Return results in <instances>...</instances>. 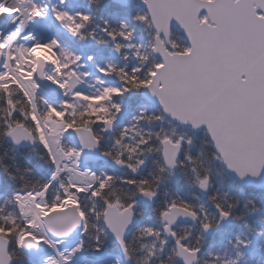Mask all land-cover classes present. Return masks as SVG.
<instances>
[{
	"label": "trees",
	"instance_id": "1",
	"mask_svg": "<svg viewBox=\"0 0 264 264\" xmlns=\"http://www.w3.org/2000/svg\"><path fill=\"white\" fill-rule=\"evenodd\" d=\"M73 15L77 23H81L77 12L87 14L90 19L83 22L79 33L72 35L59 33L55 40H60L70 50L71 56H79V63L88 71V79L79 78V85L73 92L84 93L88 97L96 88L95 96L103 93L105 88H128L122 95H113L94 103L96 109L106 108L107 115L114 119L110 131H103V122L97 121L90 125L92 132L98 136L101 153L110 151L112 157L126 161L123 169L114 166L115 160L105 156L106 161L91 162L90 168L96 176L102 178L103 173L114 177L113 182L104 192V198L122 204L135 201L133 212L136 220L131 231L124 239L126 252L123 256L125 264H181L176 254V242L179 240L188 248L199 249L200 255L196 264H233L239 252L254 256L261 264L264 262V190L251 186H243L238 180L229 176L221 160L212 148V144L204 130L194 132L190 127L180 126L165 118L160 109L146 102L140 95L143 88L132 87L126 84L116 72L101 73L98 68L111 64L116 69L133 74L132 70L139 69L136 76L143 78L148 68L160 59L154 55L151 45L154 43V30L149 22H142L134 17L141 11H146L137 2L126 6L112 0H55ZM126 27H121V24ZM171 39L177 44L184 45L185 36L171 25ZM107 29V31H106ZM131 31V39H124L117 35L115 39L108 35V31ZM134 37V38H133ZM85 40V41H84ZM133 41V42H132ZM132 43V44H131ZM136 43V44H135ZM113 44H119V54L111 53ZM139 46V47H138ZM117 48V47H116ZM140 55L147 57L141 61ZM91 56V59L88 57ZM0 87V225L5 228L16 225L14 232L7 235L9 240V253L11 264H32L16 245V235L26 228V222L20 217L15 193L28 190H39L49 182L53 164L45 147L37 140L31 146L14 147L5 135L9 126L19 121L27 127L34 136L36 132L32 119L28 115L31 105L24 92L16 83L5 84ZM64 92L63 98L56 103H51L41 96H36L35 105L41 118L51 104L57 109L67 101L73 107L65 110L64 119H80V113L88 108V101L80 100ZM9 101H12L9 104ZM119 104L120 111L112 105ZM143 110V113L141 112ZM99 115H105L100 112ZM144 116H160V119H141ZM56 119L55 117L52 118ZM95 120V117H92ZM191 137L190 144L184 143L177 165L173 170L163 166L160 144L155 133ZM123 133V134H122ZM148 138L147 144H140L141 138ZM120 143L117 144L116 141ZM64 148L78 149L68 138L63 141ZM127 145V148L125 147ZM134 148V152H129ZM103 155V154H102ZM186 157H191L188 159ZM135 171L128 164H136ZM164 170L161 171V168ZM138 169V170H137ZM195 169V171H193ZM137 170V171H136ZM197 174L207 175L209 183L204 192L196 182ZM139 182L142 179L150 181V186L155 192L153 203L138 201L136 187L126 183V180ZM61 181L65 184L64 178ZM97 181H94L95 187ZM92 189L77 194L80 207L87 214V231L81 233L83 248L86 251L99 249L115 251L110 235L104 230L102 217L97 218L95 213L105 207L104 200L92 196ZM62 197L55 183L50 184L46 191L47 201L54 197ZM172 200H183L197 212L195 222H179L172 227L176 233L175 239L168 238L164 233V225L160 220L161 210ZM216 204L227 210L229 221L223 225L219 223ZM202 222L209 223L208 230L202 228ZM145 227L154 231L148 233Z\"/></svg>",
	"mask_w": 264,
	"mask_h": 264
},
{
	"label": "snow or ice",
	"instance_id": "2",
	"mask_svg": "<svg viewBox=\"0 0 264 264\" xmlns=\"http://www.w3.org/2000/svg\"><path fill=\"white\" fill-rule=\"evenodd\" d=\"M143 2L147 6V14H140L134 18L149 22L155 27V43L151 45V48L153 52L161 54V60L153 63L143 78L134 74L139 71L135 68L131 75L123 72L122 69H116L111 64L98 70L104 74L116 72L126 84L149 89L159 100L163 112L180 123L190 125L192 128L204 126L217 157L238 176L243 177L246 173H251L253 176L259 175L261 169H264V0H143ZM202 9L203 12H201ZM12 11L13 9L8 8L0 0V13L10 14ZM53 14L57 20L67 21L64 26L73 34L79 33L83 22L90 19L87 14L77 12L75 16L81 21L77 23L73 15L66 11L54 10ZM40 16H43L42 9L33 5L29 18ZM173 18L184 30L187 41L184 45L168 39L171 33L170 22ZM121 27L126 25L122 22ZM160 32H163L165 39H161ZM108 35L113 39L117 35L124 39H131L132 33L113 30L108 31ZM12 38L14 39L15 36ZM165 40H167V46H165ZM7 46L6 42H0V49ZM56 46L58 42L52 39L43 44L36 42L32 48L25 51L35 53L43 60L56 64L58 72L60 68H67L68 65H61L58 58L51 52V49ZM116 47L119 49L120 45L117 44ZM88 58L91 59V56ZM79 59V56L73 55L71 62L74 63ZM140 59L144 61L147 57L140 55ZM4 75L7 74H0V79H3ZM27 75L28 78L31 77V73ZM45 78L61 89H71V84L67 80L62 82L55 75H48ZM0 87L6 88L7 85H0ZM21 87L23 90V86ZM31 87L34 88L36 85L32 84ZM126 91H128L127 87L123 89L108 87L101 95L94 97L73 92L74 97L89 102L88 108L80 113V119H64L65 110L73 107L67 101L62 103L60 109L49 104L43 119L56 118L54 122L57 127L53 133L45 134L44 128L40 125V118L35 111H32L28 115L33 121L37 136L34 137L31 131L19 121L16 122L15 127L9 126L8 134L17 143L21 139L38 138L47 150L50 161L56 166L57 171H60L62 169L59 167V156L65 159L78 158L83 148L92 149L99 146L100 138L92 132L91 124L100 121L110 126L113 122L114 116L107 115L106 108L96 109L93 104L111 99L113 95H122ZM28 94L25 91V95ZM11 103L12 101H9V104ZM112 107L117 112L120 111L119 104H113ZM33 108H35L34 104ZM100 112L105 115H99ZM141 112L143 113V110ZM93 116L95 120L92 119ZM138 118L153 120L161 117L141 115ZM69 129L75 131L80 138V149L64 148L60 144L62 133ZM155 135L161 146L164 167L169 169L176 165L183 144L192 142L191 137L186 138L182 135L176 138L160 132ZM150 138L142 137L139 143L147 144ZM116 143L119 144L120 141L117 140ZM125 147L127 148V145ZM128 151L134 152L135 149L129 148ZM102 154L112 157L110 151ZM112 158L118 165L126 163L118 156ZM186 158L191 159V157ZM77 162V159H72L73 164ZM142 163V160H137L135 165L128 164V167L135 171L136 166ZM65 167L68 166L65 165ZM69 171L78 177L88 176L97 181L95 187L91 184L87 185V188L92 189V196L104 200V209L97 211L95 215L97 218H103L106 227L123 245V233L131 222L135 201L122 204L118 199L111 201L104 198L105 190L114 180V177L108 173H103L101 178L90 169L79 171L76 168ZM56 174L57 172H53L52 178H55ZM50 182L43 184L39 191L28 192L23 196L16 194L19 203H32L36 211L33 220L26 221V228L18 234L17 244H23L26 238L33 244H38L40 241L50 243L44 234L27 231V228L35 227V220L41 216L45 217L44 223L47 224L48 230L56 236H65L81 225V231H87V214L80 207L76 196L77 192L86 190L85 186L80 182L62 184L61 187L65 193L63 197H56L50 204L37 203L36 197L45 195ZM196 182L200 188L205 189L209 183V177L197 174ZM126 183L135 185L136 191L149 199L155 195L147 179L139 182L129 179ZM216 208L221 218L230 215L219 204H216ZM179 215H187L195 219L198 214L183 200H172L168 203L161 210V216L168 222L164 225L165 230L174 237L176 233L168 226ZM201 226L204 230L211 227L206 222H202ZM15 229L14 223L9 228L0 225V239L6 238ZM144 231L152 233L154 230L145 227ZM177 245V255L181 256L186 264H190L198 249L188 248L179 240ZM82 246L83 242L71 249L67 256L63 253L58 255L67 264L71 255L79 251ZM96 249L99 251V244L96 245ZM47 264H57V261L49 258Z\"/></svg>",
	"mask_w": 264,
	"mask_h": 264
},
{
	"label": "water",
	"instance_id": "3",
	"mask_svg": "<svg viewBox=\"0 0 264 264\" xmlns=\"http://www.w3.org/2000/svg\"><path fill=\"white\" fill-rule=\"evenodd\" d=\"M112 1L116 2V3H119L121 5H124V6H126V5L129 6V4L133 3L134 1H137V3L140 4L141 7L144 8L146 13L148 12L147 6L143 2V0H112ZM203 11L204 10L202 9L201 12H203ZM149 19H151V17H149ZM171 25L175 26L185 36L183 28L179 25L178 22L175 21L174 18L170 22V28L172 27ZM151 27L153 28V30L155 32V35L153 36L154 37V43H155L156 29H155V27L152 24H151ZM36 30L39 33V35L42 37L43 41H49L52 38V34L49 32V29H48L47 19L45 17H39L37 25H36ZM159 35H160L161 39H165L163 32H160ZM168 39H171V33H170V36L168 37ZM165 46H167V40H165ZM111 53L113 55L117 56L119 54V49L114 48V49H112ZM153 53H154L155 56H157L161 60L162 57H161V54L159 52H153ZM46 67H47L46 61L43 60L41 57L37 56L35 58V67H34V70H33V73H32L33 74V79L35 81V84L40 89V93H42V95L48 101H50L51 103H56V102H59L62 99L63 93L62 92L59 93V90H58V87L56 86V84H53L50 80L45 78L46 75H45L44 72L46 71ZM73 81H75V83H73ZM76 81H77L76 75H71L68 78V83L71 84V89L69 90L67 88V91L69 93H71L74 90V88L77 86L78 82H76ZM140 95L146 102H149L151 104L156 105L160 109V111L162 112V114L164 115L165 118H168L170 121H172L173 123H175L177 125L190 127L191 130L194 131V132H198V131L204 130L205 133H206V136H208V138L210 139L209 134H208V132H207V130H206V128L204 126H200L199 128H192L190 125L182 124L179 121L171 118L167 113H164L163 110H162V107H161V105L159 103V100L149 91V89H147V88L141 89ZM32 109H33V106H32ZM31 112H32V110H31ZM15 126H16V124L13 127H15ZM103 126H104L103 131H105V133H107L108 131H110V129L112 127V124L110 126L104 124ZM26 129H28V128H26ZM66 133H67L66 136L69 138V140L72 143H75V145H77L78 148L80 149L81 148V141H80V138L78 137L77 133L75 131L71 130V129L67 130ZM5 136L7 137V140L14 147H17V148L23 147V145L24 146H31V145H33L35 143V139H31V140H29V139H21L17 143L8 134V132H7V135H5ZM212 148H213L214 152L216 153V150H215L213 144H212ZM181 150H182V148L179 151L178 157L181 154ZM99 151H100L99 146L95 147V148H92V149L83 148L81 153H80V158H81L82 163L86 167L89 168L90 167L89 166V162H96V161H99V160H106L105 156L102 155V153L99 152ZM161 156H162V153H161ZM178 159L179 158H177V160ZM176 165H177V163H176ZM176 165L174 167L170 168V169L167 168V167H165V168L168 169V170H172L173 168L176 167ZM114 166L117 169H122V168L125 167L124 164L123 165H118L115 162H114ZM143 166H144V163H142L140 165V167H143ZM223 166H224L226 172L228 173V175L232 176L233 178L238 180L243 186H251V187H253L255 189H261V190L264 189V169H261L259 175L253 176L251 173H246L243 177H241V176H238L234 171L228 169L224 164H223ZM0 181H1V177H0ZM201 191L203 192L204 190L201 189ZM155 197H156V195H154L152 198L149 199L148 197H145V196L141 195L140 193L137 194L138 201H143V202H147V203H153L154 200H155ZM133 208H134V205H133ZM215 210L219 214L218 209L215 208ZM132 213H133V209H132ZM228 217H226V218H221L220 217V224L223 225L224 223H226L228 221ZM160 218H161L160 219L161 222L164 225L168 223L167 220H165L162 216H160ZM197 218L198 217L193 219L191 216L179 215V216L176 217V219L173 221V223H171L168 227L170 229H172V227L175 224L179 223V222H188V223H190V222L196 221ZM42 219H43V227H44L45 231L47 232L48 236H51L54 239H57L58 237L59 238H64V237H78V238H80V235L82 233V231H81L82 225L77 227V228H75L72 232H70L69 234H67L65 236H56L52 232H50L48 230L47 224L44 223L45 217L42 216ZM135 220H136V217H135V215L133 213L132 214V218H131V222L127 225V227H126V229H125V231L123 233V245H122L121 242L119 240H117L116 236L106 227V225L104 223V220L102 218V225H103L105 231L112 238V240H113L112 243H114L116 250L115 251H107L106 253H104L103 251H100V252H97V253L95 252V254L99 255V254H103V253L104 254H110L111 253V254L117 255L121 259V261H122L121 263L125 264L124 263V259H123V256L125 255V252H126L124 239L127 236V234L131 231V229H132V227H133V225L135 223L134 222ZM164 233H165V235L168 238H170V240L171 239H175V237L172 236L169 231L165 230V227H164ZM18 234H17V236H18ZM17 245H18V248H20V250L24 253V255L29 259V261L32 264H38L40 259H42L44 257H47L50 254V249H49L48 245L46 243H44L43 241H40L38 244H33L32 242H30L29 239L26 238L23 244H17ZM8 247H9L8 238L0 239V249H2V251H0V264H11L12 263V258H10L11 256L9 254ZM177 248H178V245H177V242H176V254H177ZM199 255H200V250L198 249V252L195 254V258L191 260L190 264H196L197 261H198ZM177 257H178V260H179V262L181 264H186L185 260L181 256L177 255ZM88 258H90V257H88Z\"/></svg>",
	"mask_w": 264,
	"mask_h": 264
},
{
	"label": "bare ground",
	"instance_id": "4",
	"mask_svg": "<svg viewBox=\"0 0 264 264\" xmlns=\"http://www.w3.org/2000/svg\"><path fill=\"white\" fill-rule=\"evenodd\" d=\"M2 3L6 5L8 8L13 9V11L10 13L11 17L8 23L6 24L5 29L2 32H0L1 41L6 42L8 45L6 48H3L5 53V59H7L8 56L7 53H9L10 49L17 43L20 44V46L25 44L26 42L31 43L32 45L30 48H32L36 42H40L42 44L45 43L36 30V25L39 17L29 18L30 10L33 7V4H31L30 0H2ZM40 9H42L43 11V16L40 17H45L47 19L49 32L53 35L57 30V25L54 22H52V19H50L46 9L42 7ZM13 36H15L14 39L12 38ZM29 54L34 60L37 57L35 53H29ZM46 63H47V69L46 72L44 73L46 76H48L50 75L49 73L51 72V67H53L52 65L55 66V64H53L51 61H46ZM9 67L4 70H0V74H7L4 75L6 76L7 80L18 81L19 82L18 84L20 86H23L24 93L25 91H27L29 93L27 95L28 98L32 102H34L37 95L36 93L40 92V89L32 79V74L31 77L28 78L27 74L32 73V70L30 69L28 72H23L14 68L11 69V66ZM32 84H35L36 87L32 88L31 87ZM56 86L58 87L59 93L62 92L63 89H61L58 85ZM32 111H35L37 113L36 108H33ZM38 117L40 118V125L41 127L44 128L45 134L48 135L50 133H53V130L57 127L56 123L54 122L55 119L44 120L39 115ZM66 132L67 131L62 133L60 137V144L62 143V140L65 138L67 134ZM58 159H59V167L62 170L57 171V168L54 165L52 172L50 174V181L56 182L57 180H60L61 175L65 174L68 182L82 183V185L85 186L86 188L85 191L87 192L90 189L87 188V185L88 184L93 185L94 180L90 179L88 176L78 177L74 173L69 171V169H76V168H78L79 171H83L84 169H89L82 163L80 156L78 158L73 157L68 159H65L63 156H59ZM72 159H77L78 160L77 164H73ZM65 165H67L68 167L66 168ZM53 172H57L55 178H52ZM28 192H36V191L33 190ZM24 194L25 193H20L21 196H23ZM45 196H46V192L43 197L37 196L36 202L45 203ZM20 207H21L22 215L27 220H33L34 216L36 215L34 205L32 203H26V204H21ZM27 231L34 232L37 234H44L47 237V239L50 241V243L47 244L50 249L49 256L40 259L38 264H47L49 258H54L57 261V264H65V262L61 259L58 253H61L63 249L68 248L73 244H76L77 241L79 240L78 237H64V238L58 237L57 239H54L51 236H48L47 232L43 227L42 216L39 217V219L35 220V227L27 228ZM121 262H122L121 259L117 255L111 253L103 254L96 259H92V258H88L87 256L83 255L82 252H80L73 261L70 262L67 261V264H123Z\"/></svg>",
	"mask_w": 264,
	"mask_h": 264
},
{
	"label": "rangeland",
	"instance_id": "5",
	"mask_svg": "<svg viewBox=\"0 0 264 264\" xmlns=\"http://www.w3.org/2000/svg\"><path fill=\"white\" fill-rule=\"evenodd\" d=\"M30 2H31V4L35 5L38 8H41L42 7L44 9H46L47 12H48V15H49L50 19H52V22H55L56 23L57 30L53 34V37H55L57 34H59L61 32H63V33L70 32L64 26L65 23H67V21L57 20L56 17H55V15L53 14L54 13V10L66 11V9L63 8V7H61L59 4H57L55 2V0H30ZM138 14H141V11L140 10L138 11ZM10 17H11V15L9 13H6V12L0 13V32H2L5 29L6 24L8 23ZM69 34L75 35L72 32H70ZM53 37H52V39H53ZM52 39H50L49 41H51ZM56 41L58 42V46L52 48V51L51 52H53L54 55L58 58L59 63L61 65L67 64L68 67L67 68H60L59 71L57 72V70H56L57 69V65L56 64H55V66L52 65L53 67H51V72L49 74L50 75H55V76L58 75L57 76L58 79H60L63 82L65 80L68 81V78L71 75V73H75V75L78 78V85H79V78L80 77L81 78H84V79H88V81H90V80L92 81V79H90V78L87 77V76H89V73H88V71H85V69L83 68V66L79 63V60L75 61L74 63L71 62L72 56H71V53H70L69 48L67 46H65L63 43H61L60 40L56 39ZM0 42H2L1 41V38H0ZM44 42L46 43L48 41H44ZM31 45L32 44L31 43H28V42H26L25 44H23L21 46L18 43L15 44L10 49L9 53H7V55H8L7 56V59H5L4 50L3 49H0V70H4V69L8 68L9 66H11V69L14 68V69H17V70L23 71V72H28L31 69L32 70V73H33V70H34V67H35V60L31 57V55L29 54V52L25 51L26 49H29L31 47ZM116 45L117 44H113V47L116 48ZM46 69H47V67H46ZM32 79H33V74H32ZM8 83H16V82H13L11 80H7L6 76H4L3 79H0V85H5V84H8ZM16 84H18V83H16ZM21 90H22V88H21ZM65 90H66V88H64L62 90V93H64ZM95 90H96V88H94L92 90V93H91L92 96H95V94H96V91ZM36 94L38 96H41L39 94V92L36 93ZM41 97H43V96H41ZM35 135L37 136V133ZM66 137L67 136H65V138L62 140V142L66 140ZM36 139L41 144L40 140L38 138H36ZM61 177L64 178L65 184L61 181V178H60L59 181L57 180L55 184H56L57 188L59 189L60 193H62L63 196H64L63 188L61 187V185L62 184L63 185H67L69 182H68L65 174H63ZM82 192H86V191H82ZM82 192H80V193H82ZM16 194L17 193L14 194V199H15V201L17 203V206L16 207L18 208L20 217L23 218V220L26 222L28 220L22 215V211H21V207H20L21 206V203L18 202V200L16 198ZM56 197H54L53 199H51L50 202L47 201V199L45 198V203H49V204L52 203L56 199ZM81 242H82V240H81V238H79V240L77 241L76 244H73L72 246L63 249L61 251V253H63L65 256H67L69 254V251L71 249H73L77 244H79ZM100 251H103L104 253H106L107 251H111V250L99 249V251L95 250V251H90V253H89V251H86L83 248V246H82V248L79 251H77V252H75V253H73L71 255V257L68 260V262L73 261L78 256V253H80V252H82L83 255H85L87 257H90L92 259H96V258H98V257H100L101 255L104 254V253L103 254H99V255H96L95 254V252L97 253V252H100ZM233 264H261V262H259V260H256L254 258V256H248V255H245V254L239 252L238 255H237V258L235 259V261L233 262ZM262 264H264V262Z\"/></svg>",
	"mask_w": 264,
	"mask_h": 264
}]
</instances>
